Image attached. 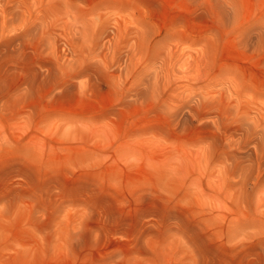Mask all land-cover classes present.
Here are the masks:
<instances>
[{
    "label": "rangeland",
    "instance_id": "1",
    "mask_svg": "<svg viewBox=\"0 0 264 264\" xmlns=\"http://www.w3.org/2000/svg\"><path fill=\"white\" fill-rule=\"evenodd\" d=\"M0 264H264V0H0Z\"/></svg>",
    "mask_w": 264,
    "mask_h": 264
},
{
    "label": "bare ground",
    "instance_id": "2",
    "mask_svg": "<svg viewBox=\"0 0 264 264\" xmlns=\"http://www.w3.org/2000/svg\"><path fill=\"white\" fill-rule=\"evenodd\" d=\"M247 161H248V164H247L248 166H247V172L246 173H249L250 171L254 170L255 165H254V160L252 158H249ZM256 163L258 164L259 161L256 160Z\"/></svg>",
    "mask_w": 264,
    "mask_h": 264
}]
</instances>
